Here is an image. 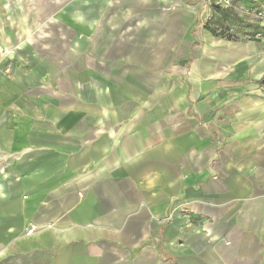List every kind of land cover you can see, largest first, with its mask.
<instances>
[{
    "label": "crops",
    "instance_id": "crops-1",
    "mask_svg": "<svg viewBox=\"0 0 264 264\" xmlns=\"http://www.w3.org/2000/svg\"><path fill=\"white\" fill-rule=\"evenodd\" d=\"M221 2L0 0V264H264V0Z\"/></svg>",
    "mask_w": 264,
    "mask_h": 264
},
{
    "label": "trees",
    "instance_id": "trees-1",
    "mask_svg": "<svg viewBox=\"0 0 264 264\" xmlns=\"http://www.w3.org/2000/svg\"><path fill=\"white\" fill-rule=\"evenodd\" d=\"M213 9L214 15L206 24V28L217 36H223L228 39L235 38V34L231 33V25L227 23L237 17L233 8L220 3L213 5Z\"/></svg>",
    "mask_w": 264,
    "mask_h": 264
},
{
    "label": "rangeland",
    "instance_id": "rangeland-1",
    "mask_svg": "<svg viewBox=\"0 0 264 264\" xmlns=\"http://www.w3.org/2000/svg\"><path fill=\"white\" fill-rule=\"evenodd\" d=\"M217 4H220V3H214V5H217ZM221 4H222V2H221ZM224 5L232 7L234 12L236 13V16H237V17H234V19L232 21L230 20L229 22H227L230 25H234V24H244V25H246V22L252 23V21L249 20L250 13L248 14V16H245L243 14V12L240 13V11H238L239 8H237V6L235 4H232V2L230 4H224ZM240 14L242 16H244L243 18H245V21H243V19H241ZM245 14H247V13H245ZM255 14H257V16H253V18L251 16V18L257 21L259 19V15H258L257 11H256Z\"/></svg>",
    "mask_w": 264,
    "mask_h": 264
},
{
    "label": "built area",
    "instance_id": "built-area-1",
    "mask_svg": "<svg viewBox=\"0 0 264 264\" xmlns=\"http://www.w3.org/2000/svg\"><path fill=\"white\" fill-rule=\"evenodd\" d=\"M222 4H230V0H223ZM264 18V11L259 13ZM36 230V226L32 225L28 229V233H32Z\"/></svg>",
    "mask_w": 264,
    "mask_h": 264
}]
</instances>
